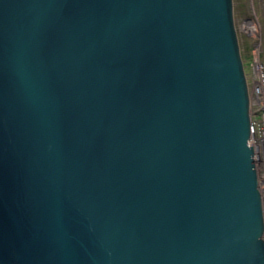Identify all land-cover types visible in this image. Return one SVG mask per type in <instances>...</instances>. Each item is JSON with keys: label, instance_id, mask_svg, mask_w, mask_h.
<instances>
[{"label": "water", "instance_id": "95a60500", "mask_svg": "<svg viewBox=\"0 0 264 264\" xmlns=\"http://www.w3.org/2000/svg\"><path fill=\"white\" fill-rule=\"evenodd\" d=\"M232 0H0V264H264Z\"/></svg>", "mask_w": 264, "mask_h": 264}, {"label": "rangeland", "instance_id": "374dc122", "mask_svg": "<svg viewBox=\"0 0 264 264\" xmlns=\"http://www.w3.org/2000/svg\"><path fill=\"white\" fill-rule=\"evenodd\" d=\"M232 7L234 27L243 63L249 66L255 50L258 51L260 60L264 62V0H232ZM245 68L251 71L250 68L246 66Z\"/></svg>", "mask_w": 264, "mask_h": 264}, {"label": "built area", "instance_id": "2783aa9c", "mask_svg": "<svg viewBox=\"0 0 264 264\" xmlns=\"http://www.w3.org/2000/svg\"><path fill=\"white\" fill-rule=\"evenodd\" d=\"M248 77L250 78V141L257 139L258 142L264 141V65L254 56L250 60ZM249 141V142H250Z\"/></svg>", "mask_w": 264, "mask_h": 264}, {"label": "bare ground", "instance_id": "6f19581e", "mask_svg": "<svg viewBox=\"0 0 264 264\" xmlns=\"http://www.w3.org/2000/svg\"><path fill=\"white\" fill-rule=\"evenodd\" d=\"M250 144L253 147V163L257 171L258 186L264 210V141L258 142L257 139H252Z\"/></svg>", "mask_w": 264, "mask_h": 264}]
</instances>
